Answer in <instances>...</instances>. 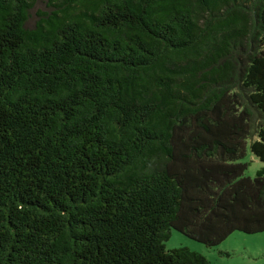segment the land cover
I'll list each match as a JSON object with an SVG mask.
<instances>
[{"label":"trees","instance_id":"obj_1","mask_svg":"<svg viewBox=\"0 0 264 264\" xmlns=\"http://www.w3.org/2000/svg\"><path fill=\"white\" fill-rule=\"evenodd\" d=\"M35 3L0 0V264H210L172 229L264 232V0Z\"/></svg>","mask_w":264,"mask_h":264},{"label":"rangeland","instance_id":"obj_2","mask_svg":"<svg viewBox=\"0 0 264 264\" xmlns=\"http://www.w3.org/2000/svg\"><path fill=\"white\" fill-rule=\"evenodd\" d=\"M45 2L46 0H36L33 14L37 9L45 8ZM33 22L32 18L30 24ZM242 161L250 163L245 174L251 177L256 175L257 170L264 167V162L251 152L249 144L247 154ZM165 245L167 249L189 247L205 255L210 264H264V232L250 234L235 231L219 245L209 247L172 229L171 236Z\"/></svg>","mask_w":264,"mask_h":264}]
</instances>
